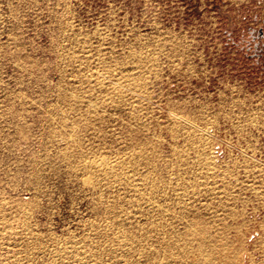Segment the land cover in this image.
<instances>
[{
	"label": "rangeland",
	"instance_id": "rangeland-1",
	"mask_svg": "<svg viewBox=\"0 0 264 264\" xmlns=\"http://www.w3.org/2000/svg\"><path fill=\"white\" fill-rule=\"evenodd\" d=\"M0 264H264V0H0Z\"/></svg>",
	"mask_w": 264,
	"mask_h": 264
}]
</instances>
